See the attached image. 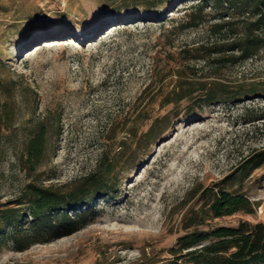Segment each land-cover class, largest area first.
<instances>
[{"label":"rangeland","instance_id":"1","mask_svg":"<svg viewBox=\"0 0 264 264\" xmlns=\"http://www.w3.org/2000/svg\"><path fill=\"white\" fill-rule=\"evenodd\" d=\"M124 1L0 0V210L23 211L29 185L79 194L91 176L105 186L69 212H85L72 234L53 239L52 232L18 251L4 226L0 264H171L185 233L264 223V165L236 173L264 150V46L245 61L215 62L233 51L206 63L192 50L222 43L209 34L222 15L232 23L228 41L241 37L248 11L209 0L200 26L172 31L196 0H173L160 18L144 2ZM214 69L230 88L255 93L192 116L185 109L197 111V103H164L176 71L192 77ZM41 127L43 151L28 162L26 145ZM218 187L247 197L253 213L198 225ZM22 215L15 235L25 244L33 225Z\"/></svg>","mask_w":264,"mask_h":264},{"label":"trees","instance_id":"2","mask_svg":"<svg viewBox=\"0 0 264 264\" xmlns=\"http://www.w3.org/2000/svg\"><path fill=\"white\" fill-rule=\"evenodd\" d=\"M126 1V0H125ZM124 1V2H125ZM144 2L145 10L154 18L165 17V13L171 6L173 0H138ZM181 0H174V2ZM197 2L189 5L179 19L176 27L172 29L197 28L205 20L203 10L209 0H196ZM217 8H242L247 10L248 15L245 21H242V35L235 40L228 41V28L232 24L224 20L221 16L218 22L209 27V34L218 37L219 45L212 43L207 45L203 43L192 49L200 52L199 57L208 63L212 54H222L224 52L235 51L236 55L216 59L223 61H245L255 58L264 46V0H211ZM174 4V3H173ZM226 41V42H225ZM225 42V43H224ZM176 81L172 90L167 94L165 104L177 105L182 100H188L197 103V111L191 107L185 109V116L195 115L202 110L205 105L215 102H234L246 94H254L255 89L242 92V87L238 89L230 88L229 85L221 82L216 77V71H212L211 76H182L180 71H176ZM213 78L212 80H207ZM169 98V99H168ZM176 114V113H175ZM168 127L153 137H158ZM154 125H151L145 136L152 134ZM44 146V134L42 127L38 129L30 138L26 145V160L30 162L38 158ZM264 165V150H259L248 157L238 166L236 173L250 174L255 169ZM105 188L98 184V180H93L89 176L83 179L79 194L61 193L50 187H37L29 185L27 191L21 197V203L25 209H3L0 210V240L5 235L4 226L11 228L8 233L9 238L18 251L26 250L31 244L37 242H46L50 238L58 239L62 236L72 234L80 229L85 223L84 211H79L75 215H69L70 211L78 210L88 206L95 198V193ZM95 192V193H94ZM254 204L243 195H236L227 192L218 187L207 203L200 207V213L196 216L199 219L197 223L202 224L204 220L219 218L226 215H232L237 212L252 214ZM22 212H25L33 225L28 236H25L27 242L22 244L16 237L18 224L22 218ZM197 215V214H196ZM54 217L56 223L55 229H52L51 218ZM44 230V231H43ZM46 239L44 236L52 234ZM185 251L181 255V252ZM178 254L171 264H264V223L250 224L239 221L235 226H215L207 231H191L182 235L177 242V248L174 251Z\"/></svg>","mask_w":264,"mask_h":264}]
</instances>
